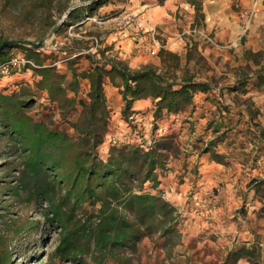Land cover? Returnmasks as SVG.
Wrapping results in <instances>:
<instances>
[{
    "label": "trees",
    "instance_id": "16d2710c",
    "mask_svg": "<svg viewBox=\"0 0 264 264\" xmlns=\"http://www.w3.org/2000/svg\"><path fill=\"white\" fill-rule=\"evenodd\" d=\"M87 1L73 7L71 0H1L0 11L13 10L28 23L37 20L41 37L48 30L59 32L72 25L79 26L110 2ZM163 1L156 0L159 4ZM187 1L194 8L195 18L203 19L202 1ZM3 42L0 39V62L8 61L12 52L20 50L24 52L22 57L34 63L14 67L10 82L13 88L4 87L0 91V140L7 146L10 163L16 162L18 168L15 183L7 187L10 195H25L27 202L44 204L42 218L58 229L57 244L47 254L45 264H128L138 253L139 243L153 235H157L166 264H179L172 258L173 248L181 243L182 237L177 226L179 213L160 189L161 169L174 139L165 131L158 133V128L150 137L135 134L121 137L123 134L113 142L108 141L109 150L105 157L101 156L100 146L105 143L110 122L104 86L109 83L118 90L126 120L133 103L144 99L153 101L156 120L195 110V95L211 92V83L188 75L177 80L150 66L131 69L123 60L106 54V50L94 53L63 50L69 55L58 59L54 52L46 54L41 48L23 45L1 48ZM246 54L264 56L262 52ZM160 56L162 62L167 57L177 58L175 53L163 49ZM81 58L88 63L77 71ZM47 59L53 61L45 63ZM57 61H62L70 71L71 81H66V72L55 64ZM80 79L87 82L85 97H80ZM228 88L237 95L264 93V68L240 73ZM212 99L217 104V116L207 125L218 134L203 143L202 153L209 154L215 163L228 164L232 153H220L216 146L227 139L226 130L236 128L249 143L264 147V131L254 121L255 112L238 106V111L233 112V107L221 99ZM36 103L46 109L55 107L62 117L80 108L76 119L67 121L75 136L35 120L30 112ZM202 118L200 114L199 119ZM237 123L243 127H237ZM201 142L197 135L192 144L198 146ZM232 142H226V147L232 146ZM249 186L260 204L256 218L264 224V177L251 179ZM4 216L0 213V264H14L12 244L22 228L15 225V219ZM30 228L31 232L38 230V222ZM250 233L251 240L238 239L226 247L222 264H238L241 259L260 264L264 233L255 228Z\"/></svg>",
    "mask_w": 264,
    "mask_h": 264
},
{
    "label": "rangeland",
    "instance_id": "374dc122",
    "mask_svg": "<svg viewBox=\"0 0 264 264\" xmlns=\"http://www.w3.org/2000/svg\"><path fill=\"white\" fill-rule=\"evenodd\" d=\"M87 2V0H71L73 7ZM133 3L137 6L142 4L151 6L152 3L157 2L156 0H132V2L130 0H110L92 16L95 20L87 18L79 26L73 27L72 25L59 32L48 30L41 37H39L37 20L28 23L19 18V14L13 10L10 13L0 11V39L5 41L27 39L37 42L43 36L48 35L41 49L46 54L54 52L58 59L69 55L63 50L76 52L78 49L88 50L90 53H94L96 50H106V54L110 57L121 59L116 54L120 52V42L127 37L126 30L130 31L131 28H136L137 31H134L136 39L133 40L132 45L141 40V45L135 49L142 48L143 52L141 53L146 56L147 62L139 64L137 68H131L125 62L126 60L121 59L131 69L150 66L157 72H168L177 80L188 75L193 76L198 81L211 83L213 88L211 92L195 95V110L188 109L186 112L171 114L170 116L164 115L156 120L153 118V101L151 99L134 102L131 111L128 113V120H126L122 114L124 102L118 90L106 83L104 91L110 122L105 143L100 146V154L105 157L109 150L108 141L113 142L123 134L125 135L121 137H134V134L135 137H150L158 128V133L165 131L168 136L173 137V145L171 150L167 152L168 156L164 168L161 169V194L166 197L167 193L172 192L170 186L174 183H176V188H179L180 185L186 186L184 206L187 207V212L191 214H186L187 218L179 216L177 226L178 231L187 225H189L188 231L193 229L192 233L181 237V243L173 248V261L179 264H222L226 246L230 244L229 239L223 240L216 229L211 232L202 228V223L210 224L213 206L218 204L217 196L227 183L235 182L234 194L237 199L229 209V216H231V221L234 220V226L236 225V235L240 233V236H237L238 239L251 240V228L264 233V228H261L264 226L263 221L256 218L255 214L260 204L250 203L248 200V192L254 193L249 186L250 180L264 177V147L258 148V143L255 144V142L249 143L248 138L238 132L239 128H236L231 132L226 130L227 139L224 143H219L216 146V150L220 153H232L233 156H230L228 164H221L222 168H217L216 164L211 162L210 156H205L208 158L207 161H200V157L192 159L190 152L196 151L201 154L203 143L218 134L213 133L212 128L207 125L209 120L217 116V104L212 101L213 97L217 101L221 99L223 103L233 107V112L238 111L236 106L250 108L256 113L255 123L264 131V93L248 92L237 95L228 88L235 82L240 73H252L259 68H264V56L253 57L246 54L250 49H246L243 43L255 10L252 11V5L247 10L242 35L237 44L228 45L219 42L213 32L206 29L203 19L195 18V13L193 19L183 20L180 16L179 23L169 29L172 31L170 32L171 35L167 32L166 35L162 25H155L150 22L147 15L144 14L147 7L136 12L137 6H134V9L131 8ZM251 11L252 15H250ZM126 15H131L134 19L123 21ZM61 20L58 21V24ZM194 26L201 27L210 33L216 40L218 47L211 46L194 35L185 34L181 38L178 37L181 32L190 30ZM151 27L155 28L156 39L165 45L163 50L175 53L176 59H168L167 57L165 59L167 61L162 62L160 50L156 55L149 54L151 45L149 30ZM169 37L170 39H168ZM258 52L264 53V51ZM12 53L13 56L24 55V52L20 50ZM133 56L135 53L131 55V57ZM255 59H258L259 64ZM52 61L47 59L45 63ZM87 63L86 58H81L76 66L77 71L86 67ZM55 64L66 72V81H71V73L65 64L62 61H57ZM30 78L31 76L28 75V79ZM11 81H13L11 77H0V91L5 90L4 87L7 90L13 88L10 84ZM87 88L86 80L80 79V97H85ZM38 103L32 106L30 112L35 120L43 121L51 128H58L69 135H74V131L67 121H74L80 112V108L72 112L71 115L62 117L55 107L46 109ZM134 110H139V112L133 113ZM200 114L203 115L202 119H199ZM133 125H136L135 131H132ZM241 126L243 127L242 123H237V127ZM191 129H193V133ZM222 131L225 132V128ZM197 135L202 139L198 146L192 144L193 138ZM228 141H233V144L227 148L226 142ZM11 159V156L7 155L6 144L0 140V213L5 215L4 217L7 219H15V225L22 228L21 233L12 244L14 264H45L47 254L57 244L58 229L42 218L44 204L33 201L27 202L25 195L18 197L10 195L7 187L15 183V177L18 173L17 164L16 162L10 163ZM36 221L39 229L31 232L30 227ZM187 221L188 224H185ZM224 227L226 229L227 226ZM261 246L264 247V244ZM138 247V253L133 256L128 264H166L167 261L158 244L157 235L144 238ZM260 264H264V251Z\"/></svg>",
    "mask_w": 264,
    "mask_h": 264
},
{
    "label": "crops",
    "instance_id": "0c3cea01",
    "mask_svg": "<svg viewBox=\"0 0 264 264\" xmlns=\"http://www.w3.org/2000/svg\"><path fill=\"white\" fill-rule=\"evenodd\" d=\"M253 1L254 0H202L203 22L206 29L212 31L219 42L228 45H236L238 39L242 35L246 12L251 5L253 6ZM130 2H132V0H130ZM134 6L137 5L133 3L131 8ZM145 7L147 8L144 10ZM136 8H138L136 9V12L144 10V14L147 15L150 22L155 25H162L165 34L166 32L167 34L172 32L169 29L179 23L181 20L180 16H182L183 20H188L193 19L195 13L193 6L187 0H164L161 4L152 3L151 6H148V4H142ZM254 10L253 18L249 24L243 42L245 48L248 50L250 49L252 53L264 51V0H257ZM131 29L132 30L130 31L126 30L127 37L120 42V52L116 54H118L121 59L126 60L125 62L131 68H137L139 64L146 63L147 59L146 56L141 53L143 52L142 48L138 50L135 49L141 45V40L138 41L137 44L132 45L133 40L136 39V33H134V31H137V29ZM168 39H170V37ZM143 47L146 48V46ZM134 53L135 56L131 57ZM190 154L192 159L200 157V161H207L208 158L205 156H209L207 153L200 154V152L196 151H191ZM211 162L216 164L217 168H222L221 164L215 163L213 160H211ZM234 184L235 182L227 183L221 193L217 196L216 199L218 204L217 206H213L214 210L213 212L211 211L212 216L210 224L202 223V228H206V230L211 232L216 229V232L221 234L223 240L227 241V239H229L230 244L226 247L231 246L236 239H238L237 236H240V233L236 235V225L234 226V220L231 221V216H229V209L237 199L234 194ZM175 186L176 183L170 186L172 192L167 193L165 198L177 207V212L180 217L187 218L186 214L191 213H188L186 209L187 207L184 206V191L186 186L180 185L179 188H176ZM248 200L250 203H258L254 199L253 192H248ZM185 224H188V221L185 222ZM188 226L189 225H187V227ZM224 226H227L226 229ZM179 227H181V225H179ZM187 227L180 228L179 232H181L182 237L193 232V229H191L192 231H188ZM262 244H264V242L260 245ZM263 251L264 247H262V252ZM238 264L249 263L246 260L241 259Z\"/></svg>",
    "mask_w": 264,
    "mask_h": 264
},
{
    "label": "built area",
    "instance_id": "2783aa9c",
    "mask_svg": "<svg viewBox=\"0 0 264 264\" xmlns=\"http://www.w3.org/2000/svg\"><path fill=\"white\" fill-rule=\"evenodd\" d=\"M256 4H257V0H254L253 6H252V11L254 10ZM252 11H251L250 15H252ZM88 19L95 20L92 17H88ZM133 19H134V17H132L131 15H126L124 17L123 21L124 20L130 21ZM137 25L139 26V23H137ZM149 32H150L149 35H150V40H151V45L149 47V54L150 55H156L159 50L165 48V45H163L162 43H160L156 39L154 27H151ZM185 34L197 36L203 42H205L211 46L218 47V44H217L216 40L214 39V37L210 33H208L205 29H203L201 27L194 26L190 30L181 32L178 35V37L181 38ZM23 64H30V65L34 66V63L32 61L25 59L22 56H13L8 61L0 62V77H11L13 74L14 67L19 66V65H23ZM147 144L148 145L151 144V141L149 139H148Z\"/></svg>",
    "mask_w": 264,
    "mask_h": 264
},
{
    "label": "water",
    "instance_id": "95a60500",
    "mask_svg": "<svg viewBox=\"0 0 264 264\" xmlns=\"http://www.w3.org/2000/svg\"><path fill=\"white\" fill-rule=\"evenodd\" d=\"M72 8L73 7L69 8L68 11L70 9H72ZM47 37H48V35H45L37 42H33V41H30V40H27V39L7 40V41L2 43L1 48L10 47V46H13V45H23V46H27V47L38 49V48H41L43 46V44L45 43Z\"/></svg>",
    "mask_w": 264,
    "mask_h": 264
}]
</instances>
